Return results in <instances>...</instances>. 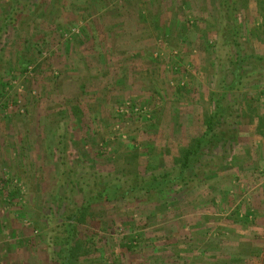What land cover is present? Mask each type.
I'll return each instance as SVG.
<instances>
[{"label": "rangeland", "instance_id": "1", "mask_svg": "<svg viewBox=\"0 0 264 264\" xmlns=\"http://www.w3.org/2000/svg\"><path fill=\"white\" fill-rule=\"evenodd\" d=\"M220 101L185 179L89 210L78 264H264V0H0V264H57L82 193L172 178Z\"/></svg>", "mask_w": 264, "mask_h": 264}, {"label": "trees", "instance_id": "2", "mask_svg": "<svg viewBox=\"0 0 264 264\" xmlns=\"http://www.w3.org/2000/svg\"><path fill=\"white\" fill-rule=\"evenodd\" d=\"M233 8V7H232ZM232 13V12H231ZM10 17L12 14L9 15ZM249 57L241 58L239 53L237 55L236 64L237 69L234 73L235 77L231 85L227 87L228 90H233L241 82V76L239 72L242 70L245 60ZM261 58V57H260ZM6 84H3L5 86ZM224 96H226L224 94ZM224 107L222 101L217 105L216 110L206 122L205 130L203 134L194 142L193 149H187L184 151L180 166L176 169L174 176L171 178L169 175H154L151 179L145 180L143 183L134 184L127 189L120 187H106L100 192L91 196L82 193V202L73 207V211L63 219V248L61 249L58 258L53 257V261L57 264H78L80 258L90 256L93 251L98 250V246L105 244L107 237L99 235V233H92L83 237L81 232V225L87 223L88 212L96 204L109 203L112 201H118L129 198L132 194L137 192L154 191L157 194H163L165 191L176 184L177 181L185 179L186 172L190 166L191 156L198 155V152L202 145L211 140V136L214 132L215 121L221 116ZM98 237V240L94 241V236Z\"/></svg>", "mask_w": 264, "mask_h": 264}]
</instances>
